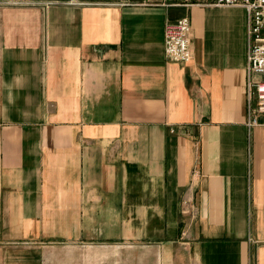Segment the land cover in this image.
I'll return each instance as SVG.
<instances>
[{"label": "crops", "instance_id": "0c3cea01", "mask_svg": "<svg viewBox=\"0 0 264 264\" xmlns=\"http://www.w3.org/2000/svg\"><path fill=\"white\" fill-rule=\"evenodd\" d=\"M183 17L187 64L165 53ZM248 23L240 6L0 0V264H49L64 244L264 264Z\"/></svg>", "mask_w": 264, "mask_h": 264}, {"label": "built area", "instance_id": "2783aa9c", "mask_svg": "<svg viewBox=\"0 0 264 264\" xmlns=\"http://www.w3.org/2000/svg\"><path fill=\"white\" fill-rule=\"evenodd\" d=\"M148 1V0H145ZM163 5L210 4L218 7L240 6L247 10L248 64H247V123L249 130L264 125V0H162ZM192 27L183 17L165 27V53L174 63L187 64L193 59Z\"/></svg>", "mask_w": 264, "mask_h": 264}, {"label": "rangeland", "instance_id": "374dc122", "mask_svg": "<svg viewBox=\"0 0 264 264\" xmlns=\"http://www.w3.org/2000/svg\"><path fill=\"white\" fill-rule=\"evenodd\" d=\"M49 264H160L157 249L129 247L118 250L60 245L50 255Z\"/></svg>", "mask_w": 264, "mask_h": 264}]
</instances>
